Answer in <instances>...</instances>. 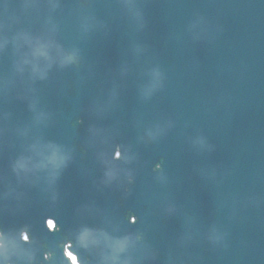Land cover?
<instances>
[{
    "label": "water",
    "instance_id": "1",
    "mask_svg": "<svg viewBox=\"0 0 264 264\" xmlns=\"http://www.w3.org/2000/svg\"><path fill=\"white\" fill-rule=\"evenodd\" d=\"M49 210L83 264H264V0H0V258Z\"/></svg>",
    "mask_w": 264,
    "mask_h": 264
},
{
    "label": "clouds",
    "instance_id": "2",
    "mask_svg": "<svg viewBox=\"0 0 264 264\" xmlns=\"http://www.w3.org/2000/svg\"><path fill=\"white\" fill-rule=\"evenodd\" d=\"M0 256H7V246L3 242L2 237H0ZM0 264H4V262H0Z\"/></svg>",
    "mask_w": 264,
    "mask_h": 264
},
{
    "label": "snow or ice",
    "instance_id": "3",
    "mask_svg": "<svg viewBox=\"0 0 264 264\" xmlns=\"http://www.w3.org/2000/svg\"><path fill=\"white\" fill-rule=\"evenodd\" d=\"M69 255H71V254H69ZM73 258V260H75V257H72Z\"/></svg>",
    "mask_w": 264,
    "mask_h": 264
}]
</instances>
